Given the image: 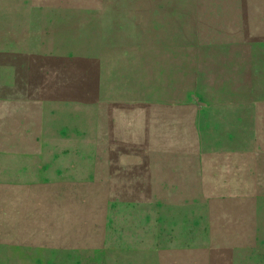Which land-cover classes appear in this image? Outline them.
<instances>
[{"label": "rangeland", "instance_id": "obj_1", "mask_svg": "<svg viewBox=\"0 0 264 264\" xmlns=\"http://www.w3.org/2000/svg\"><path fill=\"white\" fill-rule=\"evenodd\" d=\"M0 264H264V0H0Z\"/></svg>", "mask_w": 264, "mask_h": 264}]
</instances>
